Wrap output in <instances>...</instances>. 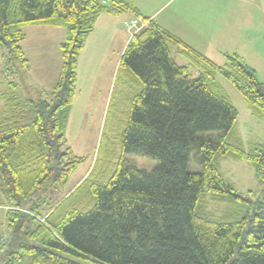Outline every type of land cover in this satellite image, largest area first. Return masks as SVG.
<instances>
[{
	"label": "trees",
	"instance_id": "obj_1",
	"mask_svg": "<svg viewBox=\"0 0 264 264\" xmlns=\"http://www.w3.org/2000/svg\"><path fill=\"white\" fill-rule=\"evenodd\" d=\"M105 1L0 0V44L24 67L26 26L67 31L63 67L48 97L2 95L0 208L11 235L40 243H20L4 264H264V189L256 200L237 194L218 165L228 158L253 162L264 186V147L243 149L234 132L238 111L214 91L222 75L264 114V83L237 55L217 65L155 22L132 36L120 63L143 85L121 148L122 157H150L157 168L148 173L120 159L107 184L91 172L63 198L44 196L59 192L84 162L66 147L65 133L79 92V56L98 18L141 16L132 0ZM172 45L194 67L178 65ZM212 132L221 134L204 135ZM192 157L201 171H190ZM208 196L230 211L208 209Z\"/></svg>",
	"mask_w": 264,
	"mask_h": 264
},
{
	"label": "rangeland",
	"instance_id": "obj_2",
	"mask_svg": "<svg viewBox=\"0 0 264 264\" xmlns=\"http://www.w3.org/2000/svg\"><path fill=\"white\" fill-rule=\"evenodd\" d=\"M188 2L193 0H138L145 13L157 12V21L169 18L175 29L186 27L181 21H192L191 16L185 12ZM215 6L219 7V13L216 14L218 18L204 29L230 39V56L237 55L243 63L256 71L258 81L264 83V0H245L242 3L227 0V5L223 2ZM198 25L201 24L198 22ZM26 27V38L20 44L27 60L26 67L20 60L12 59L9 50L0 44V109L4 105L2 95L10 90L28 99L48 97L56 86L63 67L61 45L67 39L66 29H58V33L50 36L33 32ZM120 28L123 38H129L123 24H120ZM63 32L65 36L62 35ZM170 52L178 65L194 67V60L183 54L179 46L172 45ZM117 78L116 90L107 105L105 97L110 91L107 82L106 85H100L101 78L92 84L90 79L83 77L69 113L65 137L66 147H70L73 154L84 159V162L59 192H47L44 196L53 197L54 201L63 198L91 172L92 178L107 184L117 170L120 159L148 173L157 168L158 162L150 157L137 154L122 157L121 139L129 128L132 104L143 90V85L127 69H121ZM41 90L45 92L41 93ZM214 91L227 97L238 111L234 132L243 149L250 152L254 147H264V114L257 113L240 90L222 75L217 76ZM220 134L221 132L204 133L213 139ZM218 165L225 182L237 194L251 195L253 200L261 198L264 186L257 177L253 162L228 158L219 160ZM190 171H201V165L193 157ZM0 202H4L1 194ZM206 202L208 209L214 210L218 215L230 211V205L212 201L211 196L206 198ZM3 237L6 241L0 249V264L6 263L11 253L20 251L22 242L40 246L39 242L20 240L11 235L7 226L6 209L0 208V239Z\"/></svg>",
	"mask_w": 264,
	"mask_h": 264
},
{
	"label": "crops",
	"instance_id": "obj_3",
	"mask_svg": "<svg viewBox=\"0 0 264 264\" xmlns=\"http://www.w3.org/2000/svg\"><path fill=\"white\" fill-rule=\"evenodd\" d=\"M233 1L242 3L244 0ZM132 2L140 13V17H136L132 12H127L125 16L123 14H102L98 18L95 29L88 37L86 46L79 56L78 86L83 82V77H87L88 80L90 79L92 84L96 82V79L102 78L100 85H106L107 82V87L110 90L107 97H105L108 105V100L112 99L114 90H116L117 75L120 73V63L123 53L133 36L124 24L132 20H138L140 27H147L151 22H155L161 28L172 33L190 48L209 58L217 65L223 66L225 64L226 56L230 55V39L223 35L219 36L218 34L211 33L204 28L211 26L214 20L218 18L216 14L219 13V7L215 6V4L225 2L227 5V0H193V2H188L185 12L191 16L192 21H181L186 25L182 29H175L167 17L163 21H157V12L145 13L138 0H132ZM144 18H148L149 20L145 21ZM198 22L201 25H198ZM120 24H123V28L126 34L129 35V38H123ZM27 27V29H32L33 32L45 33L50 36L58 33L56 31L60 29L43 26ZM62 35L65 36L64 32ZM41 91L45 92V90Z\"/></svg>",
	"mask_w": 264,
	"mask_h": 264
},
{
	"label": "built area",
	"instance_id": "obj_4",
	"mask_svg": "<svg viewBox=\"0 0 264 264\" xmlns=\"http://www.w3.org/2000/svg\"><path fill=\"white\" fill-rule=\"evenodd\" d=\"M103 4H106L105 0H103ZM124 26L133 35L135 33H137L138 31H140L142 28H144V27L139 26L138 20L127 21V22H125ZM5 241H6V239H4V238L0 239V249L2 248V245L5 243Z\"/></svg>",
	"mask_w": 264,
	"mask_h": 264
}]
</instances>
